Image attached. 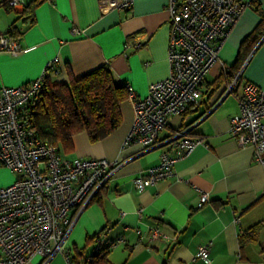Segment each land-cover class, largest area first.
Here are the masks:
<instances>
[{"label": "crops", "instance_id": "1", "mask_svg": "<svg viewBox=\"0 0 264 264\" xmlns=\"http://www.w3.org/2000/svg\"><path fill=\"white\" fill-rule=\"evenodd\" d=\"M244 1L251 6L220 43L218 61L201 83V96L194 103L198 104L181 116L171 115L153 147L142 151L138 144L124 145L134 119L127 98L120 103L119 126L106 137L92 142L82 131L66 148L59 147L66 159L106 158L118 164L88 204L70 210L69 260L59 253L45 264H70L77 251L91 253L98 243L106 246L115 239L122 241L108 250L112 264H264V222L255 240L239 242L241 233L249 234L264 220V164L255 161L251 146L238 145L229 133L243 84L264 89V36L249 45L238 69L232 67L241 42L264 12V0ZM167 4L168 0H133L128 9L103 10L98 0H39L32 17L24 9L1 7L0 33L14 24L21 50L15 55L0 51V87L37 78L46 62L57 57L60 71L49 74L51 79L66 83L107 64L115 84H128L144 96L151 83L169 74ZM74 27L80 32L72 33ZM126 42L140 46L125 47ZM226 71L239 73L238 88L222 97ZM181 125L201 142L177 159L171 177L137 191L133 179L138 174L156 166L163 151L176 153L167 139ZM15 177L0 166V186ZM202 191L209 201L197 207ZM155 228L160 235L151 238ZM102 230L99 241L93 240ZM206 243L209 257L203 260L195 254ZM26 264H42V258L35 255Z\"/></svg>", "mask_w": 264, "mask_h": 264}, {"label": "built area", "instance_id": "2", "mask_svg": "<svg viewBox=\"0 0 264 264\" xmlns=\"http://www.w3.org/2000/svg\"><path fill=\"white\" fill-rule=\"evenodd\" d=\"M29 1L0 0V8L22 11ZM98 3L103 10H125L133 0H98ZM250 4L244 0H168L169 74L151 83L144 96L125 85L134 119L124 145L138 144L142 151L153 147L169 117L181 116L199 100L203 78L218 61L220 43ZM78 32V28H72V33ZM127 46L138 47L140 43L126 42ZM20 50L17 39L0 33V51L15 55ZM57 62V57L48 60L44 71L27 83L0 87V166L16 174L10 184L0 186V264H26L35 255L41 256L45 264L59 253L69 260L66 242L72 226L70 210L88 204L118 164L106 158L66 159L56 145L42 142L21 120L20 110L37 99L46 75L59 73ZM238 77L239 73L224 92L237 90ZM237 99L239 111L230 118L229 133L238 145L251 146L255 161L264 164V89L244 83ZM167 140L176 153L163 151L156 166L138 174L133 179L137 191L171 177L177 159L201 142L199 137L189 134L187 127H177ZM208 201V194L202 191L196 206ZM159 235L156 228L150 232L151 238ZM120 241L108 240L106 247ZM208 245H199L195 256L207 260ZM98 246L99 243L96 249Z\"/></svg>", "mask_w": 264, "mask_h": 264}, {"label": "trees", "instance_id": "3", "mask_svg": "<svg viewBox=\"0 0 264 264\" xmlns=\"http://www.w3.org/2000/svg\"><path fill=\"white\" fill-rule=\"evenodd\" d=\"M38 1L32 0L25 6L24 12L30 17ZM262 24H264V12H261L257 27L241 42L232 67L238 69L246 59L249 45L264 36ZM4 34L18 40L17 36L20 32L12 24L8 32ZM236 74L237 71L224 72V87L233 80ZM221 81L222 79L218 80L216 85ZM126 98V88L114 83L109 65L104 64L66 83H60L51 79L49 74L46 75L37 99L27 103L20 110V116L21 120L26 122L27 127L32 129L42 142L56 145L59 150V147L66 148L72 136L78 132H86L92 142L101 140L110 134L121 122L120 103ZM197 104L189 105L183 114L191 106ZM178 128L181 129L184 126L181 125ZM262 222L264 220L256 223L249 234L241 233L240 244L255 240ZM103 232L102 230L94 235L93 240L99 241ZM108 250V247L100 245L91 253L79 250L71 263L112 264L106 257Z\"/></svg>", "mask_w": 264, "mask_h": 264}, {"label": "water", "instance_id": "4", "mask_svg": "<svg viewBox=\"0 0 264 264\" xmlns=\"http://www.w3.org/2000/svg\"><path fill=\"white\" fill-rule=\"evenodd\" d=\"M224 88H225V87H224ZM224 88H223V91L225 90ZM223 91H222V92H223ZM228 93H229V92H223V96H222V97H224V96L227 95Z\"/></svg>", "mask_w": 264, "mask_h": 264}]
</instances>
